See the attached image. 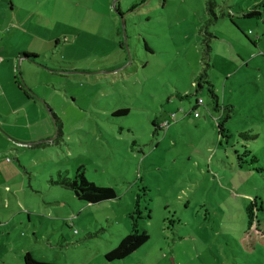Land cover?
<instances>
[{
    "label": "rangeland",
    "instance_id": "obj_1",
    "mask_svg": "<svg viewBox=\"0 0 264 264\" xmlns=\"http://www.w3.org/2000/svg\"><path fill=\"white\" fill-rule=\"evenodd\" d=\"M44 1L0 0V264H264L239 246L264 228V0ZM81 167L117 198L80 201Z\"/></svg>",
    "mask_w": 264,
    "mask_h": 264
},
{
    "label": "trees",
    "instance_id": "obj_2",
    "mask_svg": "<svg viewBox=\"0 0 264 264\" xmlns=\"http://www.w3.org/2000/svg\"><path fill=\"white\" fill-rule=\"evenodd\" d=\"M259 8L260 10H253V11L245 13L243 15V18L245 19L263 18L264 19V1H262L259 4ZM209 36L214 38V36L212 35H209ZM204 45H205V51H204L205 67L202 68V72L196 78V83L198 87L197 92L199 90H202L204 87H206L209 95L211 96L214 102V105H216V108H217L218 96L216 94V88L210 80V70L212 68V65L210 63V55H211L212 48H211V44L209 41H204ZM253 45H256V43L255 44L253 43ZM38 59H39V56L30 55L27 53H23L18 56V60L28 61L31 63H35ZM15 84L22 88V85L18 77L15 78ZM25 94L27 97H30L28 92L25 91ZM200 101H202V103H200ZM201 105H204V101L203 99H198L196 102V106L193 109L194 114L198 115L197 118H201V116L199 115V112L197 111L198 107ZM114 115L120 116V117L127 116L129 115V110L128 109L119 110ZM175 115L177 116V114ZM58 123L59 121H57V124ZM153 125L157 129H159V127L161 129H164L162 126H159V123L157 121H155ZM218 128L220 131H224V123L222 121L219 122ZM60 132L61 130L59 128V133ZM60 180H61L60 183L67 189L71 190L80 201L88 203V204H98V203H102V202L117 198V191L114 188L98 186L90 182L86 178L84 167H81L77 170L74 179H70L68 177L67 178L62 177ZM149 239L150 237L146 231H143L142 233L137 234V235H128L122 239L121 243L119 244L117 248H115L113 251H111L110 253L106 255V259L109 262L124 260L128 258L130 255H132L133 253H135L136 251H138L143 245H145L149 241ZM246 239H251L252 241L251 245L247 246L246 244H244V241ZM240 240H241V243L239 246L243 250V253L251 254L253 253L256 247H259V246L264 247V228L261 226L260 223H257L254 229H249L248 231L243 232L240 237ZM24 262L25 264H50V263H41V262L36 261L35 259H33V257L29 253L25 255Z\"/></svg>",
    "mask_w": 264,
    "mask_h": 264
},
{
    "label": "crops",
    "instance_id": "obj_3",
    "mask_svg": "<svg viewBox=\"0 0 264 264\" xmlns=\"http://www.w3.org/2000/svg\"><path fill=\"white\" fill-rule=\"evenodd\" d=\"M14 2H13V0H10V8H11V10H14V4H13ZM44 4H42V5H40V10L43 8V11L45 12V13H48L51 9H50V6H51V4L53 3V2H49L48 0L47 1H44L43 2ZM39 12V11H38ZM42 14V13H41ZM77 38H79V35H76L75 36V39H77ZM59 44H61V42L60 41H57L56 43H55V45L56 46H58ZM55 51V50H54ZM53 51V52H54ZM23 54V53H22ZM20 55V54H19ZM18 55V56H19ZM125 58V57H124ZM121 59V57L119 56L118 58H117V60H120ZM17 60H18V57H17ZM116 60V61H117ZM18 61H20V60H18ZM22 62H24V61H22ZM14 83H15V81H14ZM27 83V82H26ZM29 86H30V88L31 89H33V86L32 85H30L29 83H27ZM16 85V84H15ZM17 86V85H16ZM29 99H30V101H32L31 99H33V98H31V97H28Z\"/></svg>",
    "mask_w": 264,
    "mask_h": 264
},
{
    "label": "built area",
    "instance_id": "obj_4",
    "mask_svg": "<svg viewBox=\"0 0 264 264\" xmlns=\"http://www.w3.org/2000/svg\"><path fill=\"white\" fill-rule=\"evenodd\" d=\"M0 64H1V59H0ZM200 103H202V101H200ZM195 117L197 118L198 115L195 114ZM175 119H176V115H172L171 120H175ZM169 125H170V122H165V123H163L162 127L167 128Z\"/></svg>",
    "mask_w": 264,
    "mask_h": 264
},
{
    "label": "water",
    "instance_id": "obj_5",
    "mask_svg": "<svg viewBox=\"0 0 264 264\" xmlns=\"http://www.w3.org/2000/svg\"><path fill=\"white\" fill-rule=\"evenodd\" d=\"M125 22L123 21V28H124V30H125ZM124 33H125V31H124ZM129 52V51H128ZM129 57H130V54H129Z\"/></svg>",
    "mask_w": 264,
    "mask_h": 264
}]
</instances>
